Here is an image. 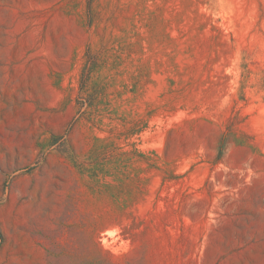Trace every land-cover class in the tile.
Segmentation results:
<instances>
[{
    "label": "rangeland",
    "instance_id": "obj_1",
    "mask_svg": "<svg viewBox=\"0 0 264 264\" xmlns=\"http://www.w3.org/2000/svg\"><path fill=\"white\" fill-rule=\"evenodd\" d=\"M0 264H264V0H0Z\"/></svg>",
    "mask_w": 264,
    "mask_h": 264
}]
</instances>
